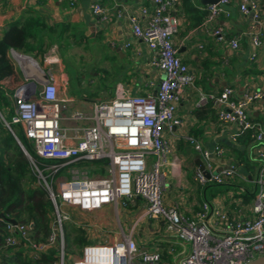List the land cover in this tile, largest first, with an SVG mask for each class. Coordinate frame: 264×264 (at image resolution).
I'll return each mask as SVG.
<instances>
[{
	"label": "built area",
	"instance_id": "2783aa9c",
	"mask_svg": "<svg viewBox=\"0 0 264 264\" xmlns=\"http://www.w3.org/2000/svg\"><path fill=\"white\" fill-rule=\"evenodd\" d=\"M232 1L219 0L210 5L205 23L228 16L226 9ZM261 1L238 2V10L254 23L249 36L256 49L260 48L263 36ZM177 3L178 0H151V11L148 8L142 11L148 17L145 27L137 17L131 18L135 38L144 41L151 53L150 66L163 73L153 94L131 96L118 86L114 99L95 104L89 113L77 111L66 117L63 113L71 101L60 97L55 76L38 67L37 79L42 90L15 95L11 122L0 113L14 134L13 126L22 128L39 159L51 161L39 162L30 154L28 158L38 185L46 190L53 204L55 218L52 235L40 243L31 239L29 226L7 222L4 249L25 245L38 257L58 246V264H65L64 224L71 220L68 209H80L85 214L114 209L118 215L120 209L140 198L146 203L141 219L162 222L168 235L189 246L180 264H250L264 257V122H254L250 114L252 106L264 104V88L238 95L233 88L225 87L217 95L200 94L198 103L201 106L211 101L217 105V120L236 130L231 136L233 142L241 134L252 132L253 143L248 153L257 163L252 217L234 218L222 208L204 202L197 218L188 219L177 205L163 203L166 177L162 166L171 153L163 128L172 131L181 126L175 113L184 89L192 88L195 81L174 44L178 22L173 12ZM92 12L101 22H108L107 11L100 3L92 5ZM211 37L231 51L239 49V40L228 38L220 26L213 29ZM13 54L18 60L25 59L15 51ZM255 57L252 55L251 59ZM185 140L200 156L209 175L207 179L197 170L194 181L199 185H223L239 176L241 167L237 163L214 172L212 155L194 138L188 136ZM215 153L221 156L223 149L215 147ZM63 171L66 174L60 175ZM208 214L221 225L220 237L212 234ZM120 236L114 243L106 240L88 244L74 264H161L158 253L140 251L134 240V228L122 230Z\"/></svg>",
	"mask_w": 264,
	"mask_h": 264
},
{
	"label": "crops",
	"instance_id": "0c3cea01",
	"mask_svg": "<svg viewBox=\"0 0 264 264\" xmlns=\"http://www.w3.org/2000/svg\"><path fill=\"white\" fill-rule=\"evenodd\" d=\"M188 1L178 0L173 12L178 22L174 44L178 48L179 58L188 66L195 81L192 88L183 91L175 113L181 126L173 128L172 131L163 128V135L171 146V153L166 156L162 166L166 177L163 203L165 206L177 205L180 213L188 219L197 218L204 202L222 208L234 218L252 217L249 201L244 202L241 195L247 193V190L254 193L257 163L255 162L252 172H239L238 177L226 181L221 185V191L210 187L211 184L201 186L194 181L198 170L194 159L198 154L185 138H194L212 155L214 172L236 162L234 151L240 149L241 145L238 140L233 142L231 139L236 132L235 128L217 120L216 104L212 103L209 108L208 102L199 106V97L200 94L217 95L225 87L233 88L238 95L264 88V0L260 3L263 36L261 46L257 49L252 47L249 36L254 23L251 17L238 10L239 0H233L227 7L228 16L222 15L209 24L204 20L197 27H192L197 18L195 11H207L210 5H204L205 0ZM95 2L106 9L108 22L103 23L94 16L92 5ZM147 8L151 11V0H0V41L13 24L24 22L35 33L36 29H40V37L45 42V52L35 57L11 50V57L19 72V81L12 88L15 89L13 107L15 95L21 89L20 95L34 93L31 87L24 88L26 84L35 83L36 92L42 90L43 87L37 79L39 68L46 74L55 76L60 97L71 101L67 106L69 114H64L66 117L77 111L89 113L95 104L114 99L118 86L131 96L153 94L163 79V73L150 66L151 53L144 41L135 38L131 24V18L137 17L145 27L148 17L142 11ZM217 26L223 28L227 37L239 40L237 51H231L226 45L215 42L211 33ZM98 43L107 50L105 68L113 64V96L107 98L108 100L93 102L88 111H85L84 106L90 103L86 97L80 99L70 93V78L64 62L70 51H75L81 57L80 49H87L88 45ZM13 51L23 55L25 59H16ZM252 55H256L255 59H251ZM71 57L75 59L74 56ZM206 62H209L208 70L204 69ZM105 68L104 72L107 71ZM98 75L94 73L93 78ZM203 79L205 83L201 84ZM198 109L204 111L201 118L194 114ZM0 113L5 118L1 111ZM250 114L252 119H260L264 116V104L252 106ZM215 147L223 149L221 156L215 153ZM246 150L248 153V148ZM145 210V201L138 198L129 203L126 209H121L118 215L114 209H104L83 218L88 222L97 218L98 213L109 211L114 214L113 233H117L113 243L120 240L122 230L128 232L134 228V240L140 251L158 253L161 264H180L188 254L189 246L168 235L162 222L141 219ZM207 219L212 234L220 237L221 225H217L209 214ZM95 226L101 230L105 227L102 222Z\"/></svg>",
	"mask_w": 264,
	"mask_h": 264
},
{
	"label": "trees",
	"instance_id": "16d2710c",
	"mask_svg": "<svg viewBox=\"0 0 264 264\" xmlns=\"http://www.w3.org/2000/svg\"><path fill=\"white\" fill-rule=\"evenodd\" d=\"M184 1L189 2L188 0ZM195 12L197 13V18L192 27L200 26L208 15L207 11ZM36 30L37 33L33 32L30 25L24 22H18L13 24L9 30L6 31L4 38L0 41V98L2 99V95L5 93L10 101L8 102L5 100L10 109V115L8 118L5 117L8 122H11V119L14 116V111H12L10 107V103H12V98L15 94V89L12 88L16 86L19 81V72L11 57V50L32 57H35L39 53H44L45 42L43 38L40 37V29ZM54 31L56 32V30ZM31 40L34 41L31 42ZM208 64L209 62L204 64L205 70L209 69ZM203 83H205L204 79L201 81V84ZM207 105L209 108L212 105V102L208 101ZM203 112L202 109H198L195 110L194 114L197 118H201ZM252 120L254 122H261L258 118H253ZM12 128L14 129V126ZM251 135V131L241 134L238 139L241 148L234 151L237 156L235 163L240 165V172L244 171L246 174L247 172H252L255 165V161L252 160L246 150L247 148L249 149L253 143ZM16 136L33 158L37 159L39 162H51L42 161L37 157L34 146L26 138L24 133L22 137H19L18 135ZM99 163H106V161H101ZM62 174L66 173L63 171L60 175ZM208 184H211L210 187L221 191V185L213 183ZM241 198H243L244 202L249 201L254 198V193L252 194L247 190V193L241 195ZM0 215H3L6 219L15 220L17 224L29 226L31 239L37 243L46 242L52 235L53 224L55 221L53 204L49 199L46 190L38 185L37 178L33 173L28 157L24 154L14 136L9 129L3 125L1 120ZM6 227L7 222L0 219V251L10 250L4 249V240L7 235ZM64 239L65 247L73 252V248H76L81 256L84 247L90 243V239H88L87 233L84 230L68 225H64ZM24 247L27 249L24 250ZM59 252V247L54 246L46 252L40 253L38 257H36L31 248L22 245L17 247L16 251L4 253L0 256V264H58Z\"/></svg>",
	"mask_w": 264,
	"mask_h": 264
},
{
	"label": "rangeland",
	"instance_id": "374dc122",
	"mask_svg": "<svg viewBox=\"0 0 264 264\" xmlns=\"http://www.w3.org/2000/svg\"><path fill=\"white\" fill-rule=\"evenodd\" d=\"M74 52L70 51L67 56L68 59H66L64 62L70 78L69 89L70 93L77 98L83 99L86 97L85 99H87L88 103L90 104L85 105L84 110L88 111L93 102H97V100H103L113 96V64L108 68H105V58L107 57V50L99 43L96 45H88L87 49H80L79 55H81V57L77 56V54ZM71 56H74L75 59H72ZM103 68L107 69V71L104 72ZM94 73L99 74L97 77H95V79L93 78ZM2 96L3 98H0V111L6 118H8V116L10 115V109L8 108L5 100H7L8 102L10 101L6 97L5 93H3ZM10 107L11 110L14 111L12 103H10ZM63 114L69 113L66 111ZM0 120L6 127L5 122L2 120L1 116ZM260 121L264 122V116L260 117ZM14 131L15 134L19 137L23 136L22 128L20 126H15ZM152 159L154 160V157H152ZM252 202L253 199H250L248 204L251 206ZM68 211L71 216V220L66 222L64 225H68L71 227L74 226L78 229L84 230L87 233L88 239H90V243L97 244L99 242H105L106 240L111 242L114 241V236H116L117 233H113L114 214H112L111 212L107 211L106 213H104L103 211V213H98L99 216L97 218H93V220L87 222V220L83 218L87 217L85 216L87 214L83 213L80 209L71 208L68 209ZM109 217L110 220H108ZM89 219H91L90 216ZM100 222H102L105 226L103 230L95 226ZM91 224L92 226H89ZM26 249L27 248L24 247V250ZM65 249V264H74L76 260L80 259L81 255L76 248H73L75 253L72 250L67 249L66 247ZM16 250L17 248L10 249L9 251L1 250L0 256H2L4 253L14 252ZM138 260L141 261L140 259Z\"/></svg>",
	"mask_w": 264,
	"mask_h": 264
},
{
	"label": "water",
	"instance_id": "95a60500",
	"mask_svg": "<svg viewBox=\"0 0 264 264\" xmlns=\"http://www.w3.org/2000/svg\"><path fill=\"white\" fill-rule=\"evenodd\" d=\"M219 0H205V2L203 3L204 5H212L217 3ZM27 87H31L33 89V91H36V84L35 83H29L26 84L24 86V88ZM22 90V89H21ZM21 90L18 92L20 93ZM3 120V119H2ZM4 121V120H3ZM9 129V128H8ZM9 131L11 132V134L14 136V138L16 139L18 145L21 147L22 151L24 152V154L29 158V153L27 152V150L25 149V147L23 146V144L21 143V141L17 138V136L9 129ZM194 164L197 166L198 170L202 173H204L206 175V178L209 179V175L204 171V167L202 165L200 156L197 155L194 159ZM0 219L5 220L6 222H9L13 225H17V222L15 220L12 219H6L3 215H0ZM250 264H264V257H261L259 259H256L255 261H253Z\"/></svg>",
	"mask_w": 264,
	"mask_h": 264
}]
</instances>
